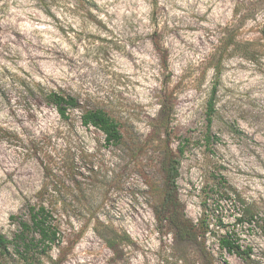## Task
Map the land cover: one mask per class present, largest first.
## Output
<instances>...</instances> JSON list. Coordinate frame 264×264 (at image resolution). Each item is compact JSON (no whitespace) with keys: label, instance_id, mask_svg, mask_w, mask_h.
<instances>
[{"label":"rangeland","instance_id":"374dc122","mask_svg":"<svg viewBox=\"0 0 264 264\" xmlns=\"http://www.w3.org/2000/svg\"><path fill=\"white\" fill-rule=\"evenodd\" d=\"M91 1L0 0V232L13 240L12 216L27 217L45 190L61 241L39 264H179L193 247L155 215L168 130L175 151L188 139L175 187L186 215L200 218L224 176L258 213L260 226L240 232L264 264V0ZM34 80L109 111L124 143L106 146L80 110L62 118L25 90ZM210 202L234 224L236 210ZM115 235L126 237L116 251L105 240ZM206 244L216 264H249L216 236ZM0 264H24L13 243Z\"/></svg>","mask_w":264,"mask_h":264},{"label":"trees","instance_id":"16d2710c","mask_svg":"<svg viewBox=\"0 0 264 264\" xmlns=\"http://www.w3.org/2000/svg\"><path fill=\"white\" fill-rule=\"evenodd\" d=\"M46 3L47 0H38ZM92 2L91 0H87ZM93 3V2H92ZM95 4V3H93ZM217 75L220 73L217 67ZM216 88V85L214 86ZM25 90L33 93L39 91L45 96L46 101L52 104L59 115L70 118L75 110L81 111V121L86 127L93 126L105 135L106 146H120L124 143V133L121 124L104 108H85L76 95L67 94L63 91L46 88L41 82L30 81L25 84ZM215 92L209 99L207 111L206 144L209 146L213 140L211 127L215 112ZM164 111V110H163ZM164 137H159L157 146L164 161V173L166 186L162 193L161 207L155 209V215L162 232L171 233L176 241L185 242L186 246L192 245L194 254H183L179 257V264H216L213 254L206 244L209 236H216L219 248L231 254H235L252 264V247L244 246L240 228L246 225L250 228L259 227V217L251 206L237 190L232 187L224 176L218 178V182L206 192L202 201L203 212L197 221L192 220L184 212L183 204L178 199L175 190L179 176V156L184 153L188 139H183L175 151L172 146L171 132L166 130ZM175 190V191H174ZM206 191V189H205ZM40 202L27 204V217L12 216L19 223V231L15 238L10 240L0 232V252L9 253L10 244L15 245V251L23 260L24 264H39L42 255L51 251L54 245L61 241L59 223L55 220L53 208L44 201L45 190L39 192ZM213 204L219 208L225 201L229 209L237 211L232 225L224 221L223 217L216 214ZM126 237L106 236L107 245L112 250H117L119 239ZM226 262V261H225Z\"/></svg>","mask_w":264,"mask_h":264}]
</instances>
